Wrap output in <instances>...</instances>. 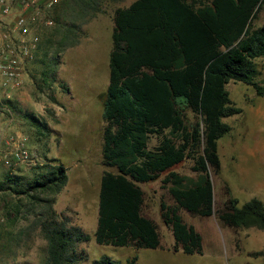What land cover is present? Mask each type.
<instances>
[{
    "label": "trees",
    "instance_id": "obj_1",
    "mask_svg": "<svg viewBox=\"0 0 264 264\" xmlns=\"http://www.w3.org/2000/svg\"><path fill=\"white\" fill-rule=\"evenodd\" d=\"M262 3L135 0L127 8L115 10L101 146L103 166L115 172L106 171L100 179L96 244L160 248L157 226L142 214L144 194L139 184L165 173L162 182L169 185L174 205L160 204L162 222L172 234L175 250L179 248L185 255L201 254L200 234L184 223L179 211L198 217L213 213L209 176L220 170L218 142L230 131L223 120L240 113L226 85L239 82L264 97V84L257 79V60H264V24L257 28L251 25ZM77 4L84 7V0ZM63 15L53 19L52 36L58 40L53 44L55 52L50 57L44 55L48 64L40 72V91L57 83L59 52L78 44L79 27L67 24V14ZM35 62L43 64L38 58ZM184 109L199 119L191 129L185 124ZM26 119L37 129H46L33 116ZM152 136L158 143L149 149ZM186 159L193 163L195 178L171 171ZM33 169L34 177L27 181L7 174L0 192L43 203L41 217L32 223L45 240L41 264L85 261V252L77 248L89 242L90 236L57 216L53 199H38L42 193L61 192L67 183L66 169L51 163ZM218 219L235 230H264V203L252 198L239 204L232 198L218 212ZM13 243L20 241L0 240V264H8V246ZM91 264L122 263L102 257ZM124 264H137L136 256Z\"/></svg>",
    "mask_w": 264,
    "mask_h": 264
},
{
    "label": "rangeland",
    "instance_id": "obj_2",
    "mask_svg": "<svg viewBox=\"0 0 264 264\" xmlns=\"http://www.w3.org/2000/svg\"><path fill=\"white\" fill-rule=\"evenodd\" d=\"M47 1L43 0V4ZM134 1L84 0V7H80L78 0H62L50 8H42L44 20L37 24L40 47L36 58L43 64H37L34 59L28 65L24 84L13 92L11 104L0 99V124L5 135H23L40 163L61 164L66 169L67 183L61 192L42 193L38 199H53L52 209L57 216L90 236L89 242L77 248L86 255V260L79 264H91L102 257L124 264L135 256L137 264H264V230H235L218 219V212L232 198L239 204L252 198L264 203V97L258 96L251 86L233 81L226 85V90L240 113L223 120L230 131L218 142L220 170L209 176L213 213L198 217L179 211L184 223L200 234L201 254L185 255L179 248L174 249L172 234L160 215L161 203L174 205L169 185L162 182L165 173L154 181L139 184L144 194L142 214L157 226L160 248L104 246L94 240L100 179L106 171L115 172L103 166L101 155L113 16L115 10L127 8ZM63 14H67V24L79 27L78 44L59 52L57 83L40 91L37 88L40 72L48 64L44 55L50 57L55 52L53 44L58 40L52 36L53 19ZM263 24L264 0L251 25L257 28ZM257 68V79L264 84V60H257ZM30 115L45 124L46 129L34 127L26 119ZM183 116L189 129L199 123L189 109L183 110ZM157 143L158 138L152 136L148 148ZM192 166V161L186 159L171 171L195 178ZM35 172L24 166L8 169L0 163V183L7 174L23 176L27 181ZM42 205L41 201L0 192V240L20 241L18 245L8 246V264H41L45 240L32 223L41 217ZM251 253L260 255L250 256Z\"/></svg>",
    "mask_w": 264,
    "mask_h": 264
},
{
    "label": "built area",
    "instance_id": "obj_3",
    "mask_svg": "<svg viewBox=\"0 0 264 264\" xmlns=\"http://www.w3.org/2000/svg\"><path fill=\"white\" fill-rule=\"evenodd\" d=\"M62 0H0V99L12 100L14 91L24 84L26 68L36 58L40 39L37 24L43 19V9ZM21 134L5 135L0 124V163L6 168H33L39 156L28 146Z\"/></svg>",
    "mask_w": 264,
    "mask_h": 264
},
{
    "label": "crops",
    "instance_id": "obj_4",
    "mask_svg": "<svg viewBox=\"0 0 264 264\" xmlns=\"http://www.w3.org/2000/svg\"><path fill=\"white\" fill-rule=\"evenodd\" d=\"M2 147L0 146V152L3 151V149H1Z\"/></svg>",
    "mask_w": 264,
    "mask_h": 264
}]
</instances>
